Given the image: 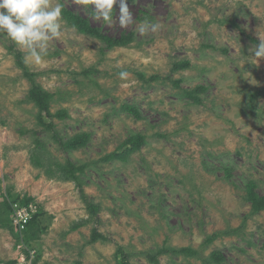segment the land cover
Wrapping results in <instances>:
<instances>
[{
    "label": "rangeland",
    "instance_id": "obj_1",
    "mask_svg": "<svg viewBox=\"0 0 264 264\" xmlns=\"http://www.w3.org/2000/svg\"><path fill=\"white\" fill-rule=\"evenodd\" d=\"M61 2L64 36L42 65L25 63L32 80L18 65L17 52L25 62L24 54L0 35L1 194L32 197L39 224L27 241L10 213L11 227L0 225V261L122 264L123 247L130 264H154L148 255L162 248L157 264H218L215 251L223 264H264V210L255 213L246 199L252 181L264 196V59L248 62L258 32L264 37V0H128L136 23L126 28L115 10L106 25L91 5ZM65 11L105 35L134 39L109 48L71 26ZM145 18L158 31L138 33ZM185 61L189 67L173 68ZM121 70L131 73L127 81ZM33 86L51 94L53 114L67 113L53 117V128L39 120ZM199 86L206 90L196 101L187 91ZM55 133L61 142L83 133L89 141L65 150ZM137 134L146 141L140 151L103 161ZM32 153L85 165L79 180L97 214L76 182L61 179L56 165L48 174ZM95 231L107 239L94 240ZM187 247L198 253L178 251Z\"/></svg>",
    "mask_w": 264,
    "mask_h": 264
},
{
    "label": "trees",
    "instance_id": "obj_2",
    "mask_svg": "<svg viewBox=\"0 0 264 264\" xmlns=\"http://www.w3.org/2000/svg\"><path fill=\"white\" fill-rule=\"evenodd\" d=\"M66 14V19L68 20V23L75 27L80 33L83 34H88L94 37H97L99 39H102L109 48L116 47V46H127L130 42L133 41L134 35L131 33L130 35L127 36H121V37H112L105 35L99 31L98 28L92 26L87 20L83 19L82 17L70 12V11H65ZM17 58H18V65L22 67L25 71V74L28 76L30 80H32L33 75L27 72V67L26 64L22 58L21 53L17 52ZM175 70H178L180 68H187L190 66L189 61L185 62H175L173 65ZM142 78L143 75H141ZM155 77H152L154 79ZM179 84V81L177 82ZM203 90H206V87L199 86L197 87L196 90L192 91H187V94L195 99L196 101H200L199 97L195 95V92H202ZM31 99L35 102V104L39 107V120L42 124H45V117L48 118L49 124L48 128H53L54 123H53V117L58 116V117H66L67 113L65 110H61L58 114H53L50 111V104H49V97L51 96L50 93L43 91L40 87L38 86H33L31 89ZM123 110L128 112L129 114H133L135 117L140 118V113L137 110L135 106H132L130 104H125L123 105ZM164 134H160V136H163ZM55 138L57 142H60L65 148V150H73L77 149L80 146L86 145L89 141V135L88 134H80L76 135L68 141L64 142L61 139H59L58 135L55 133ZM146 143L145 141V136L137 134L133 135L130 138H128L126 141H124L115 151L112 153L107 154L105 157H103V161H111V160H120V161H126L128 157L133 154L134 152L140 151L143 145ZM48 156H36L35 153H32V161L35 163L36 166L42 167V166H47V173H54L55 171L52 169V165H56L57 167L60 168V173L58 176L61 179L65 180H72L76 182L80 186V190L82 193V198L87 204V209L91 216H95L98 212V208L96 205L91 203L88 198H86V195L84 194V189L81 186V182L79 180V175L80 173L83 172L85 165H75L71 161L66 162L65 164H59L56 161H48L47 160ZM47 163V164H46ZM58 171V170H56ZM59 172V171H58ZM57 174V173H56ZM254 182H249L247 184V201L251 204L252 209L255 213H258L260 211L264 210V196H261L259 193L255 191L254 188ZM11 198H17L14 199L13 202H10ZM2 199L4 201H2ZM20 199L19 201H17ZM14 202H20V205L23 206H29L30 203H33V198L29 196H24L22 199L19 197H14L12 193H8L5 197L4 195L1 194V189H0V225L3 227H11L12 223L10 221V213L14 212L13 209V204ZM35 203V202H34ZM38 213L33 216V218L26 224V229L24 230L27 241L31 240L33 236H36V231L33 230L34 227H36L38 224L37 221ZM89 221L83 220L80 222H77L73 225L72 229L75 230L82 225H85ZM12 229V228H11ZM94 240L97 238H102V239H107L102 233H99L97 231L94 232L93 234ZM168 250L165 248H162L155 254H149L148 259L150 262L157 264L158 259L160 255L166 254ZM180 253H186V254H192L195 255L198 253V251L193 250L192 248H181L178 250ZM118 253L121 254V263L122 264H130L129 258L130 255L129 253L125 252L123 247L119 248ZM213 260L214 262H217L218 264H223V261L225 260V257L218 251H215L213 253ZM17 261L10 260L7 262H2L0 261V264H15Z\"/></svg>",
    "mask_w": 264,
    "mask_h": 264
},
{
    "label": "clouds",
    "instance_id": "obj_3",
    "mask_svg": "<svg viewBox=\"0 0 264 264\" xmlns=\"http://www.w3.org/2000/svg\"><path fill=\"white\" fill-rule=\"evenodd\" d=\"M76 3L91 5L93 19L106 25L114 22V10L118 13L120 27L126 28L136 23L128 0H76ZM63 8L61 0L54 3L52 0H0V35H4L24 54L25 63L42 65L52 43L64 36ZM159 27L158 22L151 23L145 18L137 23L136 30L144 35L149 31H158ZM258 37L259 44L250 49L252 55L248 56V62L254 65L264 59V37L259 32ZM130 75L127 70L118 73L122 81H127ZM36 212L37 209L31 219Z\"/></svg>",
    "mask_w": 264,
    "mask_h": 264
},
{
    "label": "built area",
    "instance_id": "obj_4",
    "mask_svg": "<svg viewBox=\"0 0 264 264\" xmlns=\"http://www.w3.org/2000/svg\"><path fill=\"white\" fill-rule=\"evenodd\" d=\"M14 213L16 214L15 216V221L17 225L21 228L24 229L26 224L30 221L32 217V213L35 212V209L33 205L29 206H23L20 205L19 203H15L13 205Z\"/></svg>",
    "mask_w": 264,
    "mask_h": 264
}]
</instances>
